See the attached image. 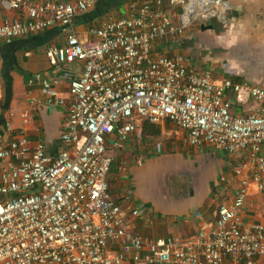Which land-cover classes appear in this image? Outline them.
Masks as SVG:
<instances>
[{
  "label": "built area",
  "instance_id": "built-area-1",
  "mask_svg": "<svg viewBox=\"0 0 264 264\" xmlns=\"http://www.w3.org/2000/svg\"><path fill=\"white\" fill-rule=\"evenodd\" d=\"M0 1L23 15L22 21L0 26V42L68 28L95 2ZM126 5L122 16H108L89 30L93 42L84 43L70 31L63 46L46 51L58 70L81 64L69 81L71 101L57 157L48 155L41 140L30 145L25 124L37 108L34 101L21 115L18 134L11 141L0 136V264H222L225 257L256 264V258H264V226L241 221L245 190L232 205L218 207L209 231L187 240L150 241L134 234L110 198L113 156L107 139L116 134L112 147L120 149L145 121L176 125L193 148L248 152L252 181L264 190V89L229 79L217 83L211 72L197 70L191 57L155 52L156 43L181 38L193 26L224 22L232 6L224 0ZM36 82L46 90L48 104L65 105L41 76L28 85ZM250 99L261 103L257 111L232 115L231 100L243 106ZM131 216L138 217V210Z\"/></svg>",
  "mask_w": 264,
  "mask_h": 264
},
{
  "label": "crops",
  "instance_id": "crops-1",
  "mask_svg": "<svg viewBox=\"0 0 264 264\" xmlns=\"http://www.w3.org/2000/svg\"><path fill=\"white\" fill-rule=\"evenodd\" d=\"M61 1L68 4L78 0ZM132 1L156 0H95L85 12L76 15L68 28L56 26L0 42L3 85L10 80L12 89L9 100L0 101V136L11 141L18 134L23 124L21 115L34 101L37 108L25 124L30 145L41 140L48 155L57 157L71 98L69 81L55 79L60 70L48 60L46 51L63 46L70 31L84 43L93 42L89 30L108 16H122L126 4ZM224 1L232 6L224 22L210 21L206 25L213 26L211 30L193 26L181 38L156 43L155 52L189 56L197 70L211 72L217 83L229 79L264 89V0ZM22 20L20 12L6 9L0 1V26ZM64 68L72 77L81 72L79 63L74 68ZM35 76L50 83L65 105L48 104L47 92L40 82L28 85ZM229 97L232 99L231 93ZM231 101L234 116L247 115L261 107L252 99L243 106ZM115 140L116 134L107 139L113 156L107 175L108 192L125 213L134 234L150 241L192 239L202 229L209 231L216 222L218 207L232 205L241 190L246 191L239 213L241 221L264 226V190L259 191L252 181L248 152L229 154L209 147L193 148L187 143L186 133L170 122L142 124L120 149L112 147ZM133 210H138V217L131 216ZM110 247L113 252L118 250L115 245ZM222 264L238 263L225 257ZM256 264H264V258H256Z\"/></svg>",
  "mask_w": 264,
  "mask_h": 264
},
{
  "label": "water",
  "instance_id": "water-1",
  "mask_svg": "<svg viewBox=\"0 0 264 264\" xmlns=\"http://www.w3.org/2000/svg\"><path fill=\"white\" fill-rule=\"evenodd\" d=\"M202 30H211L213 29V26H207V25H201L200 26ZM75 65L72 66V68H74ZM55 79H64V80H68L70 81L72 79V76H68L67 71L65 70L64 66H61L60 71L57 73V75L55 76Z\"/></svg>",
  "mask_w": 264,
  "mask_h": 264
},
{
  "label": "trees",
  "instance_id": "trees-1",
  "mask_svg": "<svg viewBox=\"0 0 264 264\" xmlns=\"http://www.w3.org/2000/svg\"><path fill=\"white\" fill-rule=\"evenodd\" d=\"M9 81H8L9 84L3 85V90H4V98L3 99H5L6 102H7V100H9V98L11 96V92H12L11 84H10L11 81L10 82ZM143 124L146 125V124H148V122L145 121Z\"/></svg>",
  "mask_w": 264,
  "mask_h": 264
}]
</instances>
